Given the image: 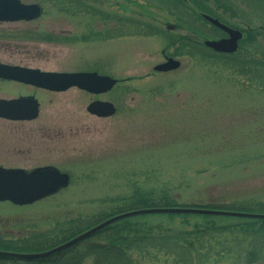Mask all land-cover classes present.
Segmentation results:
<instances>
[{"label": "rangeland", "instance_id": "rangeland-1", "mask_svg": "<svg viewBox=\"0 0 264 264\" xmlns=\"http://www.w3.org/2000/svg\"><path fill=\"white\" fill-rule=\"evenodd\" d=\"M21 1L39 4L43 15L0 24L1 64L96 71L119 83L94 97L74 88L51 93L0 81V99L32 96L39 103L34 121L0 120V167L51 166L70 177L66 189L34 205L0 203V239L37 236L51 242L74 223L81 231L121 206L116 200L134 189L264 213V70L249 81L205 59L210 51L191 54L188 45L201 37L183 28L161 0ZM208 8L228 25L252 32L254 42L240 49L242 58L250 64L264 59V0H215ZM90 14L107 15L106 39L94 28L100 20ZM120 17L155 28L118 31L110 18ZM168 25L175 29L168 32ZM195 25L202 35L224 37L207 24ZM163 52L181 63L178 70L152 72L164 61ZM95 100L112 103L116 114L89 115L86 108ZM196 217L154 222L181 248L136 257L138 264H264L263 223Z\"/></svg>", "mask_w": 264, "mask_h": 264}, {"label": "trees", "instance_id": "trees-1", "mask_svg": "<svg viewBox=\"0 0 264 264\" xmlns=\"http://www.w3.org/2000/svg\"><path fill=\"white\" fill-rule=\"evenodd\" d=\"M164 3L162 5H168L169 10L176 12L179 23L186 28L187 31L193 35L201 37V39H209L210 36L202 35L197 30L195 24H207L202 18L201 14H206L211 17L217 18L223 21L222 18L217 16L208 8L209 2H215V0H161ZM225 22V21H223ZM127 24V28H123V32L131 31V28H142L139 22L134 20H124ZM208 25V24H207ZM231 26V25H230ZM131 27V28H130ZM233 27V26H231ZM178 28V27H177ZM212 28V27H211ZM147 29V28H146ZM214 31L216 29L212 28ZM238 29V28H237ZM122 32V34H123ZM218 32V31H217ZM245 39L240 42L238 51L233 55H219L209 52L210 55H206L205 50L201 43L196 46H189L190 53L193 51L197 55H206L205 59L218 60L225 68L232 70V72L238 75L246 77L249 81L260 78L261 71L264 70V59L250 64L244 58L239 55V51L243 48L246 42H254V36L252 32L246 30L243 31ZM54 39V37L49 36ZM199 46V47H198ZM245 57V56H244ZM218 58V59H217ZM204 59V58H203ZM218 62V63H219ZM260 80V79H259ZM117 202L121 203V206L115 208L110 214H101L91 225H88L83 230H79L78 225L74 223L71 228L62 232L60 238H53L51 242H47L48 238L33 236L28 239L5 241L0 239V250L17 253H30L41 252L49 250L55 246H58L73 237L77 236L81 232L91 228L104 219L128 212L140 209L151 208H200V209H213L224 211H236L245 207L233 206L223 202L216 203H183L179 194L172 193L166 190H149L144 191L140 189H134L131 195L124 199H118ZM261 211H264V204L259 205ZM262 214V213H261ZM264 214V213H263ZM194 216L189 215H153V216H141L131 219L122 220L120 222L111 225L104 230L97 233L91 239L77 245L71 249L60 252L53 256L33 261H8L0 259V264H138L136 257L149 256L153 251H167L174 248H181L177 242L172 241L167 234L160 231L157 225H153L156 221L161 219L173 220L180 218L188 220ZM196 218L204 221H214L219 218L209 216H198ZM264 224V222H262ZM50 243V244H48Z\"/></svg>", "mask_w": 264, "mask_h": 264}, {"label": "water", "instance_id": "water-1", "mask_svg": "<svg viewBox=\"0 0 264 264\" xmlns=\"http://www.w3.org/2000/svg\"><path fill=\"white\" fill-rule=\"evenodd\" d=\"M42 9L38 5H24L19 0H0V23H16L32 21L40 17ZM203 19L227 35L220 40H205L203 46L215 53L232 54L237 50L238 41L242 39L239 31L230 29L217 20L203 16ZM173 30V27H168ZM180 63L171 58L164 64L153 68L154 72L167 73L178 70ZM0 79L32 85L50 92L61 93L71 88L91 93L101 94L110 91L116 84L108 77L96 74L76 73L58 74L42 73L21 67L0 64ZM87 112L98 118H107L115 114L110 103L94 102ZM38 116V104L33 98L16 100H0V119L12 122H29ZM69 185V176L61 174L54 168H37L30 172L19 169L0 168V202H9L15 206H28L55 195ZM149 215H195L212 217H229L264 220V215L226 212L192 208H152L134 210L110 217L73 239L49 251L34 254H19L0 251V259L33 261L66 251L81 242L91 238L103 229L126 219Z\"/></svg>", "mask_w": 264, "mask_h": 264}, {"label": "flooded vegetation", "instance_id": "flooded-vegetation-1", "mask_svg": "<svg viewBox=\"0 0 264 264\" xmlns=\"http://www.w3.org/2000/svg\"><path fill=\"white\" fill-rule=\"evenodd\" d=\"M90 16H95L96 18H98L100 20V23L99 24H96L94 25V28L95 30L97 29V27H100L99 29V35H103L105 36V32H106V21H107V15H104V14H96V15H92L90 14ZM98 30V29H97ZM102 37V36H100ZM88 72H96V71H88ZM98 75H101L99 72H96ZM89 96H92V95H89ZM103 96V95H102ZM95 97V96H94Z\"/></svg>", "mask_w": 264, "mask_h": 264}]
</instances>
